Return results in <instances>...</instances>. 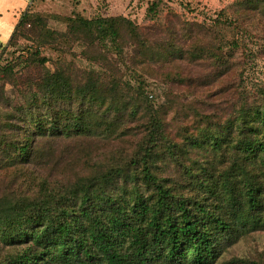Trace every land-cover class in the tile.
<instances>
[{"label": "trees", "instance_id": "16d2710c", "mask_svg": "<svg viewBox=\"0 0 264 264\" xmlns=\"http://www.w3.org/2000/svg\"><path fill=\"white\" fill-rule=\"evenodd\" d=\"M162 4L147 29L24 10L0 43V264H261L227 255L264 231V75L251 99L233 54L264 35V0L210 22H164ZM45 47L92 68L61 58L45 73ZM143 75L169 84L167 103Z\"/></svg>", "mask_w": 264, "mask_h": 264}, {"label": "rangeland", "instance_id": "374dc122", "mask_svg": "<svg viewBox=\"0 0 264 264\" xmlns=\"http://www.w3.org/2000/svg\"><path fill=\"white\" fill-rule=\"evenodd\" d=\"M13 2L14 0H9ZM20 5L11 8L9 13L2 14L0 18V43H6L11 35L14 25L20 18L24 10L30 12H46L50 14H57L59 16H68L73 13H79L87 17L95 15H124L134 21L142 29H147L152 25L153 20L145 19V9L148 3L152 0H19ZM234 0H227L226 2L205 1V0H162L163 4L160 7L158 18L164 22L167 20L175 19L174 16L185 20H206L210 22L213 20L217 13H219L223 7L227 6ZM10 7V6H9ZM20 9V10H19ZM264 24V20H263ZM47 26L51 29L63 31L65 24L62 21L50 18L47 22ZM264 31V29H263ZM256 32L251 31L246 39H239L238 48L233 51L234 58L237 59L241 66H243V80L244 85L247 87L250 98L256 96V87L254 83L260 82L263 78L264 71V58L255 56L252 61L250 60L249 51L260 50V46L264 44V35L262 37H255ZM229 37V33L227 34ZM24 40H20L19 44H22ZM15 47H9L4 52L3 58H11L12 51ZM78 45L74 47L76 52L79 51ZM1 50V46H0ZM258 50V51H259ZM1 52V51H0ZM42 54L49 58L42 70L48 73L53 69V63L61 59L64 61H72L80 68H92L91 64L85 60L77 57H73L68 53H59L51 48L45 47L42 49ZM19 72L24 73L26 68L24 65L19 64L17 66ZM201 70V67L195 66L194 72ZM145 79V93L148 98H151L154 105L158 106L162 103H167L166 95L173 90L169 84L160 82L147 75H143ZM231 79L239 83L240 77L233 74ZM133 83L134 81L131 80ZM182 92V90H175L174 93ZM7 93L10 94L9 89ZM215 98V97H214ZM249 258L251 261H258L264 264V231L252 232L241 238L230 249V253L227 258Z\"/></svg>", "mask_w": 264, "mask_h": 264}, {"label": "crops", "instance_id": "0c3cea01", "mask_svg": "<svg viewBox=\"0 0 264 264\" xmlns=\"http://www.w3.org/2000/svg\"><path fill=\"white\" fill-rule=\"evenodd\" d=\"M205 1H209V0H205ZM212 1V0H210ZM216 1H220V0H216ZM222 2H226L227 0H221ZM20 1L19 0H14L13 2L9 1V0H0V18H2V14H7L9 13V11L11 10V8L13 9V7L20 5ZM10 6V7H9ZM20 10V9H19Z\"/></svg>", "mask_w": 264, "mask_h": 264}]
</instances>
